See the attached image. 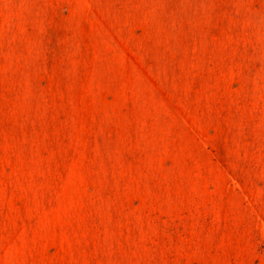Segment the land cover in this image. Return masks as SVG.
Instances as JSON below:
<instances>
[{
  "label": "rangeland",
  "instance_id": "374dc122",
  "mask_svg": "<svg viewBox=\"0 0 264 264\" xmlns=\"http://www.w3.org/2000/svg\"><path fill=\"white\" fill-rule=\"evenodd\" d=\"M0 264H264V0H0Z\"/></svg>",
  "mask_w": 264,
  "mask_h": 264
}]
</instances>
